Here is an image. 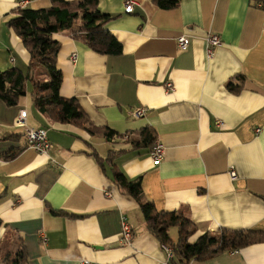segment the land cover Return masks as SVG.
Listing matches in <instances>:
<instances>
[{
    "label": "crops",
    "instance_id": "crops-1",
    "mask_svg": "<svg viewBox=\"0 0 264 264\" xmlns=\"http://www.w3.org/2000/svg\"><path fill=\"white\" fill-rule=\"evenodd\" d=\"M125 1L98 0L112 15L106 26L122 43L119 55L54 34L62 45L61 94L76 97L94 125L119 136L108 141L49 120L34 106L31 81L16 105L0 98V245L8 234L21 238L30 264H172L138 202L115 186V171L142 176L158 210L188 217L196 227L191 241L206 231L264 230V0H177L168 9L135 0L131 12ZM51 4L0 0L1 70L25 72L31 62L7 24L16 9ZM210 32L222 40L212 56ZM180 35L190 38L187 49L179 48ZM138 108L145 114L135 116ZM23 109L25 125L18 122ZM146 127L154 144L133 148L128 138ZM27 128H45L53 147L40 153L27 146ZM156 143L164 146L157 164ZM10 151L19 152L6 159ZM123 214L134 230L129 244L119 238ZM170 234L176 240L178 228ZM189 264H264V241Z\"/></svg>",
    "mask_w": 264,
    "mask_h": 264
},
{
    "label": "trees",
    "instance_id": "trees-1",
    "mask_svg": "<svg viewBox=\"0 0 264 264\" xmlns=\"http://www.w3.org/2000/svg\"><path fill=\"white\" fill-rule=\"evenodd\" d=\"M156 1L159 6L167 9L177 5V0ZM15 13L7 24L22 38L30 51L31 62L25 72L17 67L0 69V98L8 105H16L21 96L26 94V83L31 81L34 106L49 120L73 124L108 141L119 136L111 128L94 125L76 97H64L61 94L63 73L58 65V54L62 45L54 39V34L60 33L84 40L91 49L99 53L119 55L123 51L122 43L106 26L112 15L100 10L98 0H52L50 7H19ZM36 65L47 71L49 79L39 80L36 77ZM137 135L136 138H128L133 148L151 147L155 142V135L149 127L141 129ZM18 152L10 151L6 154V159L14 158ZM117 152L112 151L109 156L114 157ZM95 155L101 161V157L96 153ZM113 181L121 193L132 196L138 202L149 232L171 248L172 264L207 260L225 251L264 241V230L250 229H220L218 233L206 231L195 241H191V237L196 233L194 223L182 212L158 210L144 195L142 176L130 178L124 172L115 171ZM51 211L57 215L65 213L63 210ZM173 227L178 228L176 240L170 234ZM0 263L30 264L21 238L16 253L13 250L2 253L0 248Z\"/></svg>",
    "mask_w": 264,
    "mask_h": 264
},
{
    "label": "built area",
    "instance_id": "built-area-1",
    "mask_svg": "<svg viewBox=\"0 0 264 264\" xmlns=\"http://www.w3.org/2000/svg\"><path fill=\"white\" fill-rule=\"evenodd\" d=\"M135 0H126L125 1V10L127 12H131L134 9V6L136 5ZM22 6L24 3H21ZM206 42L208 44V53L210 56L213 55V50L215 47L222 44L221 37L218 33L210 32L206 36ZM177 44L180 49H187L190 44V38L187 35H180L177 38ZM72 58L74 60L77 59V53H73ZM167 89H173L174 85L172 82L167 83L166 85ZM146 112L145 108H138L135 110L134 115L139 117L144 115ZM26 116L27 112L26 110H21L18 117V122L25 125L26 123ZM25 142L26 145L29 147H33L40 153H47L52 147V143L48 138L47 130L45 128H27L25 131ZM154 162L160 163L163 155H164V146L161 143H156L153 147L152 153H151ZM230 174L235 177L236 171L234 168L231 169ZM44 241H47V238L45 234L42 235ZM120 242L122 244H129L134 238V230L133 226L130 222V219L127 215L123 214L121 217V231H120ZM167 251L172 254L171 248L168 246H165ZM82 264H90L88 261L82 262Z\"/></svg>",
    "mask_w": 264,
    "mask_h": 264
},
{
    "label": "rangeland",
    "instance_id": "rangeland-1",
    "mask_svg": "<svg viewBox=\"0 0 264 264\" xmlns=\"http://www.w3.org/2000/svg\"><path fill=\"white\" fill-rule=\"evenodd\" d=\"M35 69H36V77L39 78V80L49 79V75L46 74L47 71L42 66L36 65ZM37 70L39 71L37 72ZM18 246H19V239L14 234H8L3 239L0 248L2 249V253H5L7 250H13V252L16 253Z\"/></svg>",
    "mask_w": 264,
    "mask_h": 264
}]
</instances>
